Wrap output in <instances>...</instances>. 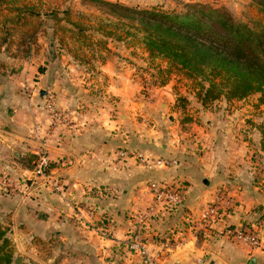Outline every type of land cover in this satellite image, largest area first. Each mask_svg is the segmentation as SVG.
<instances>
[{"label":"crops","instance_id":"0c3cea01","mask_svg":"<svg viewBox=\"0 0 264 264\" xmlns=\"http://www.w3.org/2000/svg\"><path fill=\"white\" fill-rule=\"evenodd\" d=\"M47 56L48 61L53 60ZM60 57L66 56L60 53ZM70 58L74 57L67 55L66 59ZM112 61L109 57L100 66L99 75L104 79L100 88L123 92L121 73L114 71ZM44 66L39 72L31 63L24 69L39 74L38 82L47 84L44 91H57L58 104H66L67 110H63L68 124L44 138L48 124L42 111L44 95L30 98L31 102L23 99L20 105L12 103L8 108L12 107L14 114L8 115L12 111L7 110L5 117H0V173L17 181L28 169L22 156L13 161L12 155L35 156L43 137L51 172L61 184L60 190L53 191L41 178L26 176L22 178L28 183L23 194L18 190L0 194V220L4 218L10 227L14 253L21 264H142L136 252L124 248L134 229L149 248L165 240L178 241L162 257L163 264H264V247L251 249L226 236H216L214 231L225 223L258 225L264 232V151L259 147L260 123L244 111L249 96L205 105L197 101L186 113L173 103L172 125H162L156 115L160 127L152 140L143 128L137 132L124 126L110 130L114 121L109 117L77 113L78 101L61 85L67 70ZM14 99L13 94L10 103ZM146 107L145 112L150 111L154 103L148 102ZM18 125H25V130ZM122 146L170 157L177 164L147 170L130 159L124 167L116 168L115 151ZM20 149L24 152L18 153ZM152 179L180 180L185 184V199L178 208L143 220L151 200L147 185ZM219 190L233 198L232 209L222 223L213 224L212 231L194 232L190 220H197L200 210ZM26 194L30 196L22 197Z\"/></svg>","mask_w":264,"mask_h":264},{"label":"rangeland","instance_id":"374dc122","mask_svg":"<svg viewBox=\"0 0 264 264\" xmlns=\"http://www.w3.org/2000/svg\"><path fill=\"white\" fill-rule=\"evenodd\" d=\"M104 1L106 0H0V117H5L7 110L12 111L7 112L8 115H13V105H20V101L23 104V99L31 102L30 98L34 100L40 96L39 89L47 87L43 81L38 82L39 78L36 77L39 74L32 73L28 68L24 69L30 63L38 72L43 70L41 67H47L44 64H50L52 69H66L67 74L61 78V85L67 94L78 101L76 105L80 107L75 108L76 105H73L77 113L80 111L84 117H109L114 121L110 130L117 131L124 126L137 132L143 128L153 140L160 127L156 115L163 120L162 125L168 128L174 117L175 110L171 106L173 103L180 107L182 113L189 112L186 111L187 108L199 100L194 83L173 73L160 72L166 62L161 58L151 57L145 51L140 41L141 31L132 27V24L139 25L138 21L132 17L129 19L126 12L113 8ZM107 1L135 8L156 7L178 12H185L188 4L200 3L225 11L234 22L246 24L254 30L264 23V15L255 0ZM74 26L82 28L81 32ZM55 38L54 44L50 45L49 42ZM47 53L53 60L48 61ZM60 53L66 56L65 59L60 57ZM67 55L68 58H74L67 60ZM109 57L113 59L114 71L121 73L119 81L124 86L123 92L100 88L99 84L104 80L99 75L100 66ZM162 80L166 82L162 84ZM49 93L56 101H60L57 91L50 90ZM13 94L15 99L10 103ZM263 100L264 94L256 92L246 99L247 106L244 105L246 114L260 123V126L264 125ZM58 102V107L66 115V104L59 105ZM148 102L154 103V107L145 112ZM10 105L12 107L8 108ZM169 113L171 117L168 118ZM69 115L72 116V113ZM18 126L20 129L21 126H24V130L26 128L25 125ZM21 152L24 151L18 150V153ZM30 154L12 155L13 161L22 156L28 169L17 177V181L23 185L18 191L22 194L28 186L22 178H32L29 170L33 168L35 156ZM4 174L0 173V180L11 177ZM37 180L40 181V178ZM0 194L3 195L4 192ZM28 196L30 195L26 194L22 197ZM0 224L8 226L4 218L0 220ZM128 244L129 241L124 248L128 249Z\"/></svg>","mask_w":264,"mask_h":264},{"label":"trees","instance_id":"16d2710c","mask_svg":"<svg viewBox=\"0 0 264 264\" xmlns=\"http://www.w3.org/2000/svg\"><path fill=\"white\" fill-rule=\"evenodd\" d=\"M255 1L264 15V0ZM104 2L138 21L132 27L141 31L145 51L166 62L159 71L194 83L203 105L222 97L240 100L256 92L264 94V23L254 30L234 22L225 11L200 3L178 12ZM258 127L259 147L264 151V125ZM21 263L14 253L10 227L0 224V264Z\"/></svg>","mask_w":264,"mask_h":264},{"label":"built area","instance_id":"2783aa9c","mask_svg":"<svg viewBox=\"0 0 264 264\" xmlns=\"http://www.w3.org/2000/svg\"><path fill=\"white\" fill-rule=\"evenodd\" d=\"M43 110L47 118V129L44 138L48 132L62 125L68 124V119L64 112L58 107L57 101L53 95L48 93L45 96ZM44 138L41 150L35 154L33 168L29 170L32 178H41L45 184H48L51 190H60V179L51 172L50 160L47 156ZM46 139V138H45ZM133 160L136 165L143 169L152 170L157 168H171L177 164V160L166 156H151L143 150L120 148L115 151V167H124L129 160ZM25 182L24 179H22ZM22 183L4 177L0 180V192L4 194H13L22 187ZM147 188L151 194V200L146 207L143 220L152 217L165 210L178 208L185 199V184L177 179H152L148 182ZM234 205L233 198L225 190H219L210 202H207L200 210L197 220L193 224V231L213 230V224L222 223L228 211ZM192 221V222H191ZM215 231L216 236H226L235 241L248 245L251 249H263V228L256 226H244L242 224L226 225L222 223L220 228ZM130 250L136 252L142 260V264H163L162 257L172 250L178 244L176 239L165 240L156 243L149 248L148 244L140 237L139 230L134 229L128 239ZM199 262H201L199 260Z\"/></svg>","mask_w":264,"mask_h":264},{"label":"water","instance_id":"95a60500","mask_svg":"<svg viewBox=\"0 0 264 264\" xmlns=\"http://www.w3.org/2000/svg\"><path fill=\"white\" fill-rule=\"evenodd\" d=\"M40 96H43V95H45L47 92L46 91H44V90H40ZM263 238H264V232H263ZM253 260V263H254V259H252ZM174 264H177V263H174Z\"/></svg>","mask_w":264,"mask_h":264}]
</instances>
